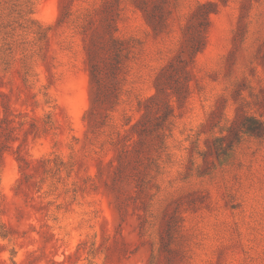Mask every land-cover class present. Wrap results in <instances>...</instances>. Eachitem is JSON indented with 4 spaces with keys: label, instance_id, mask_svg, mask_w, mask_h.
I'll return each instance as SVG.
<instances>
[{
    "label": "rangeland",
    "instance_id": "1",
    "mask_svg": "<svg viewBox=\"0 0 264 264\" xmlns=\"http://www.w3.org/2000/svg\"><path fill=\"white\" fill-rule=\"evenodd\" d=\"M0 264H264V0H0Z\"/></svg>",
    "mask_w": 264,
    "mask_h": 264
},
{
    "label": "trees",
    "instance_id": "2",
    "mask_svg": "<svg viewBox=\"0 0 264 264\" xmlns=\"http://www.w3.org/2000/svg\"><path fill=\"white\" fill-rule=\"evenodd\" d=\"M113 42L118 43L119 45H124L125 40L119 39L118 37H113ZM126 49L129 50L128 46L126 47ZM119 50V49H118ZM130 52V51H128ZM91 74H92V79L99 81V68L97 66V64L93 63L92 67H91ZM167 107H170L167 105ZM243 126L245 127V129L249 130V131H259L262 129V126H260V123H258L254 118L252 117H246V121L243 123ZM144 130H146V128H143Z\"/></svg>",
    "mask_w": 264,
    "mask_h": 264
}]
</instances>
